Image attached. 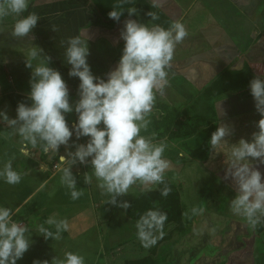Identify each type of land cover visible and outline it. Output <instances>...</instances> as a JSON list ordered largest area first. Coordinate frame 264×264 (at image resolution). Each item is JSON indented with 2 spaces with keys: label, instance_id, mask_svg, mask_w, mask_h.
Segmentation results:
<instances>
[{
  "label": "clouds",
  "instance_id": "clouds-1",
  "mask_svg": "<svg viewBox=\"0 0 264 264\" xmlns=\"http://www.w3.org/2000/svg\"><path fill=\"white\" fill-rule=\"evenodd\" d=\"M28 0H0V18L15 14L12 35L28 37L36 27L39 16L27 12ZM129 17L136 14L128 9ZM123 12L112 10L110 19L119 22ZM152 21L158 20L155 13H147ZM187 36L183 23L174 21L168 28L158 24L149 25L135 19H127L120 31L124 42L117 66L106 74L96 76L88 63L89 39L81 34L70 37L64 50V61L69 65L68 76L78 78V99L70 103V93L60 71L50 67L51 57L44 50L33 47L26 66L31 69L30 104L19 102L16 117L10 118L0 110V123L7 124L14 133L27 142L21 147L22 155H30L27 145H39L44 153L59 152L65 146L66 155H60L61 183L69 190L72 199L82 192L77 190L76 178L71 171L77 163L88 165L91 176L84 174L85 182L91 183L94 176L97 187L110 197L107 203L127 210L128 201L118 197L129 193L134 185L143 187L164 184V174L170 163L164 158L167 145L155 143L151 137L141 135L150 121L147 118L156 102L157 93H163L169 85V70L176 46ZM35 62V66H33ZM255 111L261 117L256 122L251 139L240 138L230 144L226 137L233 134L232 128L221 123L211 134L213 149L227 144L225 178H231L236 186L230 208L234 215L243 217L255 227L264 220V176L259 165H264V78L254 76L249 82ZM218 112L220 111L219 108ZM76 114V122L69 126L67 114ZM75 137V139H72ZM81 138L86 142L78 143ZM71 141V143H70ZM74 149V150H70ZM21 174L11 162L0 168V180L9 185L20 183ZM170 188L165 185L161 195L166 197ZM193 209V212H197ZM14 211L0 205V264H17L31 245L28 229L13 219ZM167 214L158 209H149L135 223L136 235L142 247L150 248L163 235ZM55 233L41 226L39 232L45 240L58 239L67 230L63 220L49 219ZM33 264H49L45 260ZM51 264H84V257L65 252L62 259H52Z\"/></svg>",
  "mask_w": 264,
  "mask_h": 264
},
{
  "label": "crops",
  "instance_id": "crops-1",
  "mask_svg": "<svg viewBox=\"0 0 264 264\" xmlns=\"http://www.w3.org/2000/svg\"><path fill=\"white\" fill-rule=\"evenodd\" d=\"M130 1L136 4L131 7L136 9V14L129 17L127 13L117 22L103 16L93 0H35L29 6L27 13H36L39 20L28 37H14L12 35L14 24L6 25V30L0 33V45L6 47L4 56L2 57L0 54V66L3 67L4 74L12 75V81L17 86L15 92L18 91L19 94L28 97L31 69L26 66V62L31 59L30 50L39 46L44 50L42 55L51 57L49 66L60 71L69 88L70 99L75 101L78 99L79 80L68 76L70 66L64 61V50L70 37L81 34L83 38L89 39L88 63L91 66V71L96 76L106 78V74L117 66L121 56L124 42L120 39V31L127 19H135L150 26L158 24L164 28H168L174 21L183 23L187 36L176 46L169 70V85L162 94L157 93L155 105L150 113L154 115L152 128L141 130V135L151 137L155 143L162 141L167 145L164 158L169 161L170 167L165 172L164 178L178 186L181 200L183 192L187 190L188 183L195 184L197 182L222 183L226 188L223 193H232L234 196L236 186L231 178H225L227 156L230 152L227 144L212 148L209 158L205 161L194 160L189 152L198 146L202 131H200L201 136L197 134L189 140L171 141L167 137L156 139L154 121L160 119L159 117L164 114L162 109L157 107L158 105L166 106L168 110H178L180 112L179 120L189 118V120L195 121L198 118H208L206 116L208 114L203 113V106L210 101L214 110L212 116L217 118L215 121L217 125L223 123L232 128L233 134L225 138L230 144L238 142L240 138L251 139V134L258 131L256 122L261 118L255 111L253 97L240 98L234 93H228L211 98L205 96V90L225 73L240 71L246 66H250L264 77V0ZM147 13H155L159 19L152 21ZM15 50L20 53L17 52L14 55L13 51ZM1 51L2 49H0V53ZM17 56L18 60L14 61ZM33 66H35V62H33ZM6 84L5 76L0 81V96H2V91L9 87V84ZM217 108L220 109L219 112ZM32 150L30 155L19 156V159L16 160L25 166L21 171L22 179L30 176L34 168L39 170L42 178L45 177V179L13 210V219L28 229L27 235L34 233L31 228L34 227L35 220L31 219L30 215H35L43 223H40L41 225L55 232V227L47 223L49 219H52V213H46L44 216L46 211L35 212L46 204L42 200L49 197L45 198L47 195L43 194L44 198L41 197V200L34 201L38 195H42L41 192L50 183L62 174V171H56L39 159L36 160L35 156L40 155V151L37 148H32ZM167 153L168 155H166ZM60 155H66V152L52 153L49 158L54 156L60 158ZM28 156L32 159L31 161H34L33 164L27 161ZM259 170L264 176V165H259ZM71 171L76 178L77 190L81 191L82 195L78 199H72L70 190L66 187L62 189L61 193L59 192V195L51 193L50 196L62 197L66 205L70 204L68 207L74 206L75 208L93 200L95 207L102 208V205H105L104 196L106 194H102L99 189L100 191H94L97 194H93L91 197V188L85 182L84 174L87 172L91 176L90 166L84 170L76 164ZM176 177L177 182L173 180ZM92 178L96 182V178L94 176ZM142 188L144 187L141 186L140 189ZM198 190L197 185L196 191ZM132 191L136 192L132 188L129 190V194L124 196L133 199L136 194ZM124 196H121L119 200L122 201ZM212 198L209 196L208 200ZM31 204L33 207L31 206L30 211L22 213L23 209L30 207ZM182 206L183 223L187 227L183 202ZM127 210L119 208V212L122 211L120 213L123 214L122 217L116 218V221H121L124 225L121 224L119 229L115 227V230H123V226H126L127 231H136V222L127 216V218L123 217L127 214ZM197 210L198 213L206 214V223H212L211 216L214 212L212 213L210 210L209 214L201 208ZM71 212H62L63 217H57L56 221L63 220L70 227L64 233H68L71 229L74 231L78 226V220L83 223L88 222V219H84L80 212ZM75 212H77V216L81 214L76 222L72 216ZM114 212L118 214L117 209ZM203 220L199 219V223ZM100 224L102 223L98 220V224L95 226L99 227ZM197 226L196 229L199 228ZM37 230L41 236L39 229ZM121 233L117 236H120ZM41 238L44 239L43 236ZM52 240V238L49 239V241Z\"/></svg>",
  "mask_w": 264,
  "mask_h": 264
},
{
  "label": "rangeland",
  "instance_id": "rangeland-1",
  "mask_svg": "<svg viewBox=\"0 0 264 264\" xmlns=\"http://www.w3.org/2000/svg\"><path fill=\"white\" fill-rule=\"evenodd\" d=\"M189 1L192 0H186V2ZM33 2H35V0H28L29 6ZM27 14V12L24 13V15ZM18 18L19 17L15 14H9L0 18V33L6 30V25L14 24ZM0 46V49H2L0 54H2L3 57L6 52V47L2 44ZM16 50L13 51L14 55L18 52ZM22 55H25V53H22ZM16 60H18V56L15 57L14 61ZM5 76L6 83L9 84V87L4 89L2 91V96H0V110L6 111L10 118H15L16 107L9 96L11 94H19L20 92H15L17 86L14 85L15 82L12 81V75H2V77ZM72 101L73 100L70 99V103ZM213 112V105L208 101V103H205L203 106V113L208 114L206 115L208 118L205 119L217 121V118L212 116ZM153 117L154 115L152 114L148 115L147 118L150 123L147 129L152 128ZM66 119L71 127V125L76 122V114L74 112L67 114ZM198 135H200V132ZM72 139H75V137ZM199 140H201V137ZM77 142L84 143L85 140L81 138V140ZM26 143L27 142L16 135L14 130L8 127L7 124L0 123V168H2L4 164L11 162L13 168L18 172L20 171L19 173L21 174L25 166L22 162L16 160L19 159V156H24L21 154L20 149ZM32 148L30 144L27 145V151L29 153L33 152ZM35 148L40 151V155L37 154V156H35L36 160L39 159V161L44 162L51 168L58 165L57 170L62 171L65 165H62L59 159L57 160L59 157L54 156L49 158L50 154L56 152L49 151L48 153H44L41 151L39 145ZM62 151H65V146L63 145L60 146L59 149V152ZM175 152L173 153L175 154ZM168 153L166 155H168ZM31 160L30 156H28L27 161L33 164L34 161ZM77 165L84 170L89 168L88 165H81L79 163H77ZM61 176L62 174L41 192L42 195H38V198L35 199L34 202H37L41 200V197L44 198V195H47L45 198L49 197L44 201L42 200V202L46 204L35 212L43 213V211H46L43 214L44 216H46V213L49 214L51 212V218L57 220L62 216V212L69 213L71 210L72 212L78 211L83 215L84 219H88V222H80L78 219L81 214L77 216V212H75L72 216L73 219H76L75 222L78 220L76 229L74 231L71 229L68 233L62 231L58 239L52 238L53 240L49 241L42 239L38 234L37 229L43 226L40 224L42 222L37 219L35 215H30L31 219L35 220L33 224L34 227L31 228L34 233L28 235L31 236L32 242L23 257L17 261V264H33L34 261L43 262L45 260L49 261V264H51L54 257L57 260L62 259L64 253L69 251L83 256L84 264H134L136 261L143 262L141 264H264V220L255 227H252L243 217L234 215L231 211L230 203L235 194L233 196L232 193H223V190H226V188L222 183H188L187 190L183 192L181 201L186 210L185 223L188 224L186 228L190 229L189 234L183 237L178 234L177 229H175L177 226L176 223L170 224L162 229L163 235L158 238L157 243L146 249L142 247L136 235V231H127L126 226H123V230L114 229L115 227L119 229L121 226L122 222L116 221V218L122 217L123 213H120L122 211L119 212V207H116L118 214L114 212L116 210L115 206L107 203L110 199L108 195L104 196L106 200L105 205H102L100 209L95 207L93 200L74 208V206L68 207L70 204L66 205L60 196H58V198L55 196L51 197V193L53 195H59L62 189L66 188V186L61 183ZM44 179L45 177L42 178L41 172L34 168L30 176L21 179L18 184L9 185L3 180H0V205L10 207L14 210ZM173 180L175 182L178 181L177 177L173 178ZM88 184L91 188V197L93 194H97L94 193V191H100L97 187V181L95 182L93 178L91 183ZM197 185L199 187L198 191H196ZM140 187L139 185L132 187L136 190V192L132 191V193L135 192L136 194L134 196H137L141 191L154 190L157 185L153 187L152 185L147 186L142 189H140ZM205 187L209 188V196L213 197L211 200H208L209 196L207 197L205 194V197L202 193V189ZM119 198L120 197H118V200ZM131 199L130 197L124 196L122 201L130 200L129 202H131ZM134 199L135 197L132 199V202ZM31 206L33 207L32 204L30 207H25L22 213H28L30 208H32ZM198 208L203 209L209 214L210 210L212 213L214 212L211 216L213 218L212 223H206V214L193 212V209ZM214 214L216 215L214 216ZM124 216L125 218L129 217L128 214L123 215V217ZM70 219H72L71 216ZM199 219L204 220L199 223ZM98 220H100L102 224L96 227L95 225L98 224ZM196 225H198L199 228L196 229ZM69 228L70 227L67 226V230H69ZM119 231L122 233L120 236H117V234L120 233Z\"/></svg>",
  "mask_w": 264,
  "mask_h": 264
},
{
  "label": "trees",
  "instance_id": "trees-1",
  "mask_svg": "<svg viewBox=\"0 0 264 264\" xmlns=\"http://www.w3.org/2000/svg\"><path fill=\"white\" fill-rule=\"evenodd\" d=\"M100 13L109 18L108 13L112 10L123 12L121 18L127 15V11L132 6L136 5L130 0H93ZM110 19V18H109ZM4 74V70L0 67V77ZM254 76H260V73L254 71L250 66H246L240 71L227 72L216 80L211 86L206 88L205 96L217 97L228 93H234L240 98L251 97L249 90V82ZM10 99L15 107L19 102L30 104L28 97L20 94H11ZM162 109L163 115L160 119L154 121L156 128V139L167 137L171 141L189 140L202 131V137L197 147L190 150V156L194 160L205 161L209 158L212 146L210 144L211 134L218 127L214 120H206L198 118L195 121L184 118L179 120L180 112L178 110H168L166 106L158 105ZM87 138H84L86 141ZM58 160V158H57ZM167 185L170 188L169 194L164 197L161 195V190ZM209 188L202 189V193L207 197L210 195ZM206 194V195H205ZM149 209H158L167 214V220L164 223L163 229L170 224L176 223L175 229L178 234L183 237L189 234L190 229L186 228L183 223L182 202L177 186L164 178V184H159L154 190L141 191L133 200L131 206L127 210L129 218L136 222L140 215ZM55 233V232H53ZM49 240V239H48ZM144 261V260H143ZM143 262L136 261L134 264Z\"/></svg>",
  "mask_w": 264,
  "mask_h": 264
},
{
  "label": "built area",
  "instance_id": "built-area-1",
  "mask_svg": "<svg viewBox=\"0 0 264 264\" xmlns=\"http://www.w3.org/2000/svg\"><path fill=\"white\" fill-rule=\"evenodd\" d=\"M54 169L57 170V169H58V165H56V166L54 167Z\"/></svg>",
  "mask_w": 264,
  "mask_h": 264
}]
</instances>
